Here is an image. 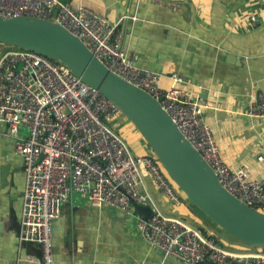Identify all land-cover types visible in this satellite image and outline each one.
I'll return each instance as SVG.
<instances>
[{
	"label": "built area",
	"instance_id": "1",
	"mask_svg": "<svg viewBox=\"0 0 264 264\" xmlns=\"http://www.w3.org/2000/svg\"><path fill=\"white\" fill-rule=\"evenodd\" d=\"M0 15L63 26L115 75L161 104L226 190L254 209L264 208V179L253 178L247 169L233 170L223 161L206 121L203 88L197 94L179 88L184 80L176 74L170 77L173 85L162 88L165 76L137 66L124 49L122 20L111 23L65 0H0ZM119 114L114 103L47 56L14 48L0 59V124L9 127L26 177L19 241L41 247L40 258L26 260L53 264V222L63 205L80 195L93 207L109 206L134 219L152 248L181 264H264V249L224 247L160 208L147 189L148 179L175 206L183 203L181 191L154 156L135 154L112 127ZM245 115L264 118V94H251ZM22 129L26 136L20 135ZM135 205L149 207L151 215L143 218Z\"/></svg>",
	"mask_w": 264,
	"mask_h": 264
},
{
	"label": "crops",
	"instance_id": "2",
	"mask_svg": "<svg viewBox=\"0 0 264 264\" xmlns=\"http://www.w3.org/2000/svg\"><path fill=\"white\" fill-rule=\"evenodd\" d=\"M65 1L111 23L122 20L124 49L137 66L165 76L162 88L173 85L175 74L184 80L177 85L183 90L197 94L202 87L206 121L223 161L264 179V159L259 161L264 158V118L245 115L251 94H264V0H158L161 5L151 0ZM9 132L8 125L0 124V264H38L26 259L40 258L41 247L19 241L26 177ZM131 132L135 134L133 128ZM135 141V149L149 154L140 135L135 134ZM146 184L166 214L215 231L181 192L183 203L175 206L150 179ZM53 232V264H181L152 248L134 219L109 206L93 207L80 195L63 205Z\"/></svg>",
	"mask_w": 264,
	"mask_h": 264
},
{
	"label": "water",
	"instance_id": "3",
	"mask_svg": "<svg viewBox=\"0 0 264 264\" xmlns=\"http://www.w3.org/2000/svg\"><path fill=\"white\" fill-rule=\"evenodd\" d=\"M0 43L6 49L47 56L114 103L135 126L189 204L235 238L232 241L222 232L214 231L211 234L217 242L245 250L264 249V213L226 190L161 104L110 71L80 39L50 21L0 15ZM135 207L143 218L151 215L149 207Z\"/></svg>",
	"mask_w": 264,
	"mask_h": 264
},
{
	"label": "rangeland",
	"instance_id": "4",
	"mask_svg": "<svg viewBox=\"0 0 264 264\" xmlns=\"http://www.w3.org/2000/svg\"><path fill=\"white\" fill-rule=\"evenodd\" d=\"M12 49H14V48H8V49H6L5 47H2L1 49H0V51H3L4 53H6L7 51H9V50H12ZM3 53V54H4ZM3 54H2V56H3ZM2 56H0V58L2 57ZM122 123H125V124H122ZM111 125H112V127L114 128V129H116L118 132H119V134L124 138V140L128 143V145L132 148V150H133V152L134 153H137V152H139L140 154H143L144 155V153H143V148H140V149H135V146H137L139 143L138 142H136L135 141V134L137 135H140V133L137 131V129L135 128V126L129 121V119L126 117V116H124L121 112H120V114L118 115V117L115 119V120H113L112 121V123H111ZM130 129H129V128ZM131 128H133L134 129V133L135 134H133L132 132H131ZM124 130V133L122 132ZM140 140H141V142L147 147V150L149 151V154H151L152 156H154V154L152 153V150L150 149V147L148 146V144L145 142V140L142 138V136L140 135ZM147 155V154H146ZM155 157V156H154ZM156 158V157H155ZM178 188V187H177ZM178 190H179V188H178ZM179 191H181V190H179ZM182 193V192H181ZM183 194V197H185V199L188 201V203H189V200H188V198L184 195V193H182ZM197 211H199L197 208H195ZM256 209H258L260 212H263L264 213V208H261V207H256ZM199 213L201 214V215H203L204 217H205V219H207V221H209L210 223H211V225L214 227V230L215 231H217L218 233H223L228 239H230V240H232V241H234V239L235 238H233L231 235H229L227 232H225L224 230H222V228L218 225V224H216L215 222H213L212 220H210L204 213H202L201 211H199ZM211 233H213V232H211Z\"/></svg>",
	"mask_w": 264,
	"mask_h": 264
},
{
	"label": "trees",
	"instance_id": "5",
	"mask_svg": "<svg viewBox=\"0 0 264 264\" xmlns=\"http://www.w3.org/2000/svg\"><path fill=\"white\" fill-rule=\"evenodd\" d=\"M2 47H4V45H2L1 43H0V49L2 48ZM4 52L3 51H0V56H2V54H3ZM5 54V53H4ZM3 54V55H4ZM2 58V57H1ZM0 58V59H1ZM165 171V170H164ZM166 173V172H165ZM166 176L171 180V182L174 184V182L172 181V179L169 177V175L166 173ZM174 186L177 188V186L174 184ZM197 220H199V219H197ZM188 224H190V225H192V226H194V227H196L197 229H199L205 236H207V237H209V236H211L212 238H214L215 240H216V237L215 236H212V234H210L211 233V231L207 228V227H204V226H202V227H199L198 225L197 226H195V225H193V224H191V223H189V222H187ZM222 246H224V247H231V246H228L225 242H223V241H221V242H219ZM234 249H239V250H244V249H242V248H239V247H233Z\"/></svg>",
	"mask_w": 264,
	"mask_h": 264
}]
</instances>
